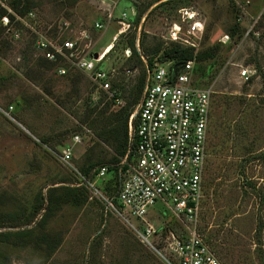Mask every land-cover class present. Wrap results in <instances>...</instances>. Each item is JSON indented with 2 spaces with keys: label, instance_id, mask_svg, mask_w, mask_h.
<instances>
[{
  "label": "rangeland",
  "instance_id": "obj_1",
  "mask_svg": "<svg viewBox=\"0 0 264 264\" xmlns=\"http://www.w3.org/2000/svg\"><path fill=\"white\" fill-rule=\"evenodd\" d=\"M73 1L37 0L34 10L40 31L45 33L51 24H56L57 30L60 23L70 22L78 36L82 29L89 31L90 51L102 52L113 42L120 26L113 21L96 31V22L106 23V14L98 9L100 0ZM247 1L251 3L247 5ZM181 5L195 7L204 17L206 32L200 41L201 50L222 42L235 22L244 30L241 37L222 43L217 61L211 62L213 76L196 78L201 87L213 86L215 90L201 232L223 264H264V89L260 76L264 69V0H187ZM123 13H127L129 21L136 19L137 9L132 0H120L115 18L121 19ZM147 15L141 18L138 34L144 29L150 36L146 42L149 45L153 36L165 40L167 20L154 16L146 22ZM241 15L243 20L239 22ZM172 18L176 21V14ZM129 32L128 37L133 31ZM71 36V32L61 33L62 39ZM126 39L125 35L117 41L116 48L101 65L106 70L115 66L118 74L113 80L125 86L124 100L136 108V98L129 92L137 84L143 67L132 74L126 73L127 68L119 70L126 63ZM22 48V43L16 42V47L4 51L6 56L0 63V210L7 212L29 211L33 204L41 203L42 197L49 198L51 188L64 185L59 183L63 180L66 185L76 186L78 178L82 179L79 166L93 149L99 152L102 148V157H112L105 144L97 148L99 141L94 130L80 122L81 116L61 111L53 98L44 93L45 83L26 79L28 68L19 61ZM68 69L76 73L72 67ZM245 69L250 70L249 79L241 77ZM49 75L54 77L57 95L69 90L66 77L55 71ZM90 87L86 75L80 85L82 100L76 106L80 112ZM23 98L25 103L16 106L14 100ZM78 126L83 141L73 146ZM43 138L51 139V143L44 145ZM57 142L60 146L55 145ZM68 145L73 147L74 156L67 164L59 151ZM89 196L82 207L64 206L44 230L40 221L45 211L31 225L19 223L18 227L0 228L3 234L27 229L35 232L31 245L1 243L0 252L9 258V264H166L139 237V220L125 210H107L103 202L92 199L91 191ZM160 213L150 218L154 225L183 229L169 211L163 209ZM43 233L60 242L52 254L45 243L36 244Z\"/></svg>",
  "mask_w": 264,
  "mask_h": 264
},
{
  "label": "built area",
  "instance_id": "obj_2",
  "mask_svg": "<svg viewBox=\"0 0 264 264\" xmlns=\"http://www.w3.org/2000/svg\"><path fill=\"white\" fill-rule=\"evenodd\" d=\"M119 2L100 0L98 9L106 14V23L98 21L94 26L96 31L105 29L113 21L120 26L110 44L112 46L132 27L127 13H123L121 19L115 18ZM0 5L9 13L0 19L7 35L15 41L21 40L24 33L35 36L38 54L58 65L67 63L70 68L88 76L93 85L88 94L90 105L101 108L110 101L115 108H120L125 104L120 90L112 84L117 70L108 71L101 67L108 55L107 49L97 53L90 51L87 42H91V35L87 29H82L78 36L71 23L65 21L57 30L56 24L49 25L43 33L35 10L22 17L7 0H0ZM242 20L243 15L238 21ZM167 22L168 30L163 37L166 45L177 44L194 49L195 53L200 50L206 22L198 9L183 7L178 10L176 21L168 19ZM62 31L71 32L72 36L62 39ZM230 40L226 35L222 43ZM136 47L140 52L139 38ZM95 54L98 58L94 57ZM126 54L129 57L131 51L127 50ZM195 64V59L184 63L175 59L160 63L156 59L154 66L148 69L142 99L129 121L128 150L117 164L119 185L115 197L105 196L97 187L99 181L106 179L107 167L97 171L94 182L82 178L92 192V199L103 202L107 210L118 213L125 210L139 220L142 227L135 229L139 237L166 264H223L201 232L215 90L213 86L201 87L196 83ZM56 71L61 76L68 73L65 67H58ZM126 73L133 72L126 70ZM241 77L249 79L250 70H243ZM86 132L90 131L86 129ZM82 141V133L73 135V146ZM73 156L71 145L60 151L64 163H70ZM163 209L182 224V230L152 223L150 218L157 217Z\"/></svg>",
  "mask_w": 264,
  "mask_h": 264
},
{
  "label": "trees",
  "instance_id": "obj_3",
  "mask_svg": "<svg viewBox=\"0 0 264 264\" xmlns=\"http://www.w3.org/2000/svg\"><path fill=\"white\" fill-rule=\"evenodd\" d=\"M138 1V3H134L132 1L134 7L137 9V16L135 20L130 21L132 27L129 33H132V31L133 33L129 37L128 34H126L127 39L123 45L124 54L126 55L125 67L119 69L124 70L127 68V70L132 72L140 69V66L143 67L142 71L140 70L141 72L137 78V84H135V86H133L129 92V94L135 96L136 106L138 107L143 96L144 87L148 77V69H151L154 66L156 59L160 63L169 59H175L178 63H184L186 60L195 59L196 64L194 71L196 78L199 77L201 80H203L212 77L213 65L211 62L214 60L217 61V55L222 50V42H219L209 48L202 50L200 49L197 53H195L194 49L182 48L177 44L166 45L162 39L156 38V36L152 37L153 43L152 45H149L146 44L147 38L150 37L149 34L146 33L144 29H142L140 34H138L141 18L145 14H148L146 17V22L149 18L154 16H160L166 20H173L172 16H174V14L177 16L178 10L183 7H190L181 5L182 2L187 0H151L149 2H144L143 0ZM73 2L76 3L77 1L74 0ZM7 3L18 15L22 17L27 15L28 12L34 10V8L38 6L37 0H7ZM232 3L235 5L234 2ZM5 15H9V13L0 5V19ZM11 17L13 18V16ZM243 32L244 30H242L241 24L235 22L230 29V39H234L236 36L241 37ZM34 37L35 36L33 35L28 37L23 34L21 40L15 41L11 36L6 34V29L1 25L0 22V63L6 56L4 51H9L16 47V42L22 43L23 51L20 52L19 61L23 67L28 68V71L25 75L26 79L32 82L45 83V87L43 86L44 93L53 98L54 102L56 105H58L61 111L74 113L76 117L81 116L80 122L86 124L88 127L94 130V135L99 141L96 144L97 148L100 149L99 146L105 144L111 149L112 157L110 159L106 158L105 156H101L102 150L104 149L101 148L99 152H96L93 149L92 154H89L84 159V162L79 166V172L82 178L94 182L96 180L97 171L103 167H107V177L105 180L99 181L97 187L105 196L113 198L117 193V188L119 185L117 164L119 163L120 158L124 157L127 153L129 141V121L137 107L131 108L128 106L127 102L124 100L125 92L123 90H125V86L121 82L115 83L113 80V87L120 90L122 98L125 102L122 107L115 108L110 101H107L101 108L90 105L88 94L93 90V85L91 84V87L87 92L86 99L83 102L84 110L83 112H80L76 106L78 105L80 99L82 100V91L80 85L82 84L84 78H86V74L80 71H76V73L72 74L68 69L69 65L67 63L62 62L58 65L47 60L42 55L37 54L35 47L36 40ZM121 37L119 39H121ZM137 38L140 39V52L136 47ZM205 38H207V36ZM117 44V42L114 44L113 50L116 48ZM113 50H111V52ZM127 50L131 51L129 57L126 54ZM206 63L210 64L207 65ZM58 67H65L68 70L67 75L63 77L67 78L69 90L65 93H60L57 95V93L54 91V77H50L49 74L52 71L57 72L56 70ZM114 67L115 66L113 65L112 69H115ZM260 76L263 81L264 89V69L260 70ZM24 101V98L22 100L15 99L14 103L17 106L22 102L25 103ZM78 111L81 114H79ZM80 130L81 126H78L75 133H81L79 132ZM41 142L48 146L51 143V139L43 138L41 139ZM55 145L60 146V143L57 142ZM210 147L211 146H209V154L211 152ZM78 181L79 182L76 186L66 185L64 180L59 182L60 184L64 185L51 188L49 198L45 199V197H42L41 203L39 202L38 204H33L31 207H29V211L27 209L12 212L0 210V228L6 226L18 227L17 225L19 223L31 225L38 215L45 211L40 221V225L42 227L41 230H44L47 222L52 220L64 206L72 205L76 207H82L88 202L90 190L84 184V180L78 178ZM113 200L114 204L119 206L118 201L116 199ZM34 233L35 232L33 229L5 234L0 233V244L8 243L13 246H29L32 243L30 239ZM51 237L52 236L50 234L43 233V236L38 237L39 239L36 241L38 246H41V244L45 243L47 245V251H49L50 254L54 253L60 244L59 241H52ZM0 264H9V258H7L1 252Z\"/></svg>",
  "mask_w": 264,
  "mask_h": 264
},
{
  "label": "bare ground",
  "instance_id": "obj_4",
  "mask_svg": "<svg viewBox=\"0 0 264 264\" xmlns=\"http://www.w3.org/2000/svg\"><path fill=\"white\" fill-rule=\"evenodd\" d=\"M113 48H114V46H112V45H110L107 48H105V49H107L106 53L109 54L111 52V50H113Z\"/></svg>",
  "mask_w": 264,
  "mask_h": 264
},
{
  "label": "water",
  "instance_id": "obj_5",
  "mask_svg": "<svg viewBox=\"0 0 264 264\" xmlns=\"http://www.w3.org/2000/svg\"><path fill=\"white\" fill-rule=\"evenodd\" d=\"M94 57H95V58H98V54H95ZM175 69H177V67H176Z\"/></svg>",
  "mask_w": 264,
  "mask_h": 264
},
{
  "label": "crops",
  "instance_id": "obj_6",
  "mask_svg": "<svg viewBox=\"0 0 264 264\" xmlns=\"http://www.w3.org/2000/svg\"><path fill=\"white\" fill-rule=\"evenodd\" d=\"M134 3H138L139 1L138 0H132Z\"/></svg>",
  "mask_w": 264,
  "mask_h": 264
}]
</instances>
